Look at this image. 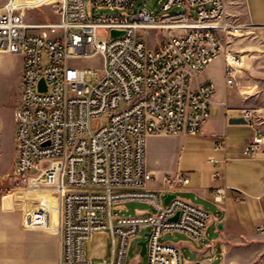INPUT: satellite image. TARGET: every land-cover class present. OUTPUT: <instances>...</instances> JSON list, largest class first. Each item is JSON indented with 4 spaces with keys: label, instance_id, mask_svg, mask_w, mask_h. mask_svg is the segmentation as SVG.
<instances>
[{
    "label": "built area",
    "instance_id": "obj_1",
    "mask_svg": "<svg viewBox=\"0 0 264 264\" xmlns=\"http://www.w3.org/2000/svg\"><path fill=\"white\" fill-rule=\"evenodd\" d=\"M137 2L90 0L86 6L84 0H55L60 22L39 25L28 24L25 10L15 9L11 0L0 13V54L23 59L21 100L14 112V178L58 197L59 264H94L85 247L100 231H109L112 240L104 264H138L141 255L128 262L127 254L145 228L148 264H182L179 249L161 241L163 236L182 233L199 242L211 220L207 211L179 196L165 205L176 186L190 183L187 177L165 176L164 195L150 188L155 177L146 167V141L200 134L211 116L215 87L192 90V80L221 55L224 37H243L251 26L232 19L227 0H166L163 12L185 11L164 16L136 9ZM114 30L124 34L113 38ZM152 32L163 37L156 47L145 41ZM96 56L104 59L100 73L71 65ZM239 63L228 55V85L235 83ZM245 116L260 119L257 110H246ZM256 130L243 151L246 157L258 156L264 145V133ZM210 163L221 162L211 158ZM213 178L223 176L216 171ZM227 189L214 188L216 204ZM243 199L242 193L236 196ZM133 201L148 203L153 211L114 216L115 205Z\"/></svg>",
    "mask_w": 264,
    "mask_h": 264
},
{
    "label": "crops",
    "instance_id": "obj_2",
    "mask_svg": "<svg viewBox=\"0 0 264 264\" xmlns=\"http://www.w3.org/2000/svg\"><path fill=\"white\" fill-rule=\"evenodd\" d=\"M227 4L232 19L250 25L255 36L224 37L221 55L192 80V90L209 83L215 87L209 121L197 136H151L146 141V167L155 177L150 188L164 195L168 188L164 177L184 175L190 183L176 186L175 193L211 216L199 242L182 233L171 234L169 243L179 249L182 264H252L256 253L264 251V233L260 232L264 226V145L256 157L243 155L256 129L264 133V72L260 69L264 0H227ZM228 55L240 59L233 85H228L226 76ZM246 110L259 111V121L246 117ZM218 144L224 148L216 150ZM211 158L219 160V166L210 163ZM216 171L221 172L222 181L214 180ZM218 186L228 188L220 205L213 200ZM241 193L244 199L237 201ZM36 195L38 208L27 201L21 205L22 196L15 200L0 194V264H59V199L50 191Z\"/></svg>",
    "mask_w": 264,
    "mask_h": 264
},
{
    "label": "rangeland",
    "instance_id": "obj_3",
    "mask_svg": "<svg viewBox=\"0 0 264 264\" xmlns=\"http://www.w3.org/2000/svg\"><path fill=\"white\" fill-rule=\"evenodd\" d=\"M10 0H0V13ZM55 0H11V3L16 5L17 9H24L26 13V22L28 24H49L60 22L61 17L55 13ZM90 0H84L86 6L89 5ZM166 0H138L136 9L147 8L155 15L164 16L166 14H177L184 12L185 8L175 7L170 12L165 13L162 10L163 3ZM101 13H109V11L102 10ZM37 33H47L52 36H60L57 32L52 34L48 29H37ZM255 36L253 31L245 33L243 37L238 38H251ZM146 37V36H145ZM157 38V39H156ZM163 40L160 33L156 34L152 32L145 38V41L150 47H156L159 42ZM71 65L80 69H85L92 72L100 73L104 67V59L102 56H96L89 59L71 61ZM264 72V59H262L261 68ZM22 72H23V59L20 55H4L0 54V194L11 195L16 200V196H22L19 203L23 205L27 201L31 206L39 207L40 201L37 197V193L43 191H50L45 188L29 189L26 185L18 183L14 178V168L16 160V144H15V120L14 112L21 100L22 92ZM221 70L219 71V78L223 82L221 77ZM91 75L87 76V81L92 82ZM195 78L193 79V81ZM192 81V82H193ZM264 82V81H263ZM195 83V82H194ZM193 140V139H190ZM181 175L180 177H183ZM33 185V180L32 184ZM37 192V193H35ZM51 192V191H50ZM56 196L55 193L52 192ZM183 198V195H179ZM19 207V206H18ZM24 212L23 207H19ZM153 211V207L144 202H125L115 205L113 208V214L116 217L119 216H135L139 212ZM31 224V223H29ZM38 226V225H37ZM149 229L145 228L141 231V235L138 236L132 242L127 259L128 262L134 260L138 255H141V247L139 242L147 239L146 234ZM163 242L169 243L172 241V235L166 234L163 236ZM112 240L109 231L96 232L91 241L86 243L85 254L87 260L94 264L108 263L111 258ZM262 251V249L260 250ZM148 255L138 260V264H148ZM252 264H264V251L263 253H256L255 260Z\"/></svg>",
    "mask_w": 264,
    "mask_h": 264
},
{
    "label": "water",
    "instance_id": "obj_4",
    "mask_svg": "<svg viewBox=\"0 0 264 264\" xmlns=\"http://www.w3.org/2000/svg\"><path fill=\"white\" fill-rule=\"evenodd\" d=\"M123 34H124V32H121V31H115V30L112 31V37H113V38H116V37L122 36ZM41 88H42L43 90H46L44 80L41 81ZM177 196H178V195L175 194V193H173V194H169V195L165 198V200H164L165 205H168L169 202H170V200L176 198ZM177 219H178V216H176V217L173 218L172 220H173V221H176ZM149 236H150V234H147V237H148V238H147L146 240H144V241L139 242V246L141 247V256H142V257H144V256L147 254V244H148V241H149Z\"/></svg>",
    "mask_w": 264,
    "mask_h": 264
},
{
    "label": "bare ground",
    "instance_id": "obj_5",
    "mask_svg": "<svg viewBox=\"0 0 264 264\" xmlns=\"http://www.w3.org/2000/svg\"><path fill=\"white\" fill-rule=\"evenodd\" d=\"M11 5H12L15 9H17L16 5H14V4H12V3H11Z\"/></svg>",
    "mask_w": 264,
    "mask_h": 264
}]
</instances>
